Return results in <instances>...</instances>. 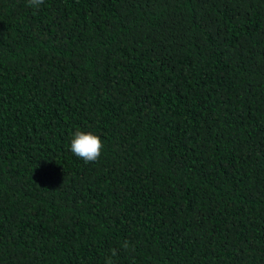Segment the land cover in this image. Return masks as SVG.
Returning <instances> with one entry per match:
<instances>
[{"label": "trees", "instance_id": "16d2710c", "mask_svg": "<svg viewBox=\"0 0 264 264\" xmlns=\"http://www.w3.org/2000/svg\"><path fill=\"white\" fill-rule=\"evenodd\" d=\"M0 264H264V0H0Z\"/></svg>", "mask_w": 264, "mask_h": 264}, {"label": "clouds", "instance_id": "9594fccd", "mask_svg": "<svg viewBox=\"0 0 264 264\" xmlns=\"http://www.w3.org/2000/svg\"><path fill=\"white\" fill-rule=\"evenodd\" d=\"M30 5L39 6L43 0H29ZM104 148L101 138L92 133L77 130L71 140V151L85 162L98 161ZM128 242H123V247L128 248ZM115 254V253H114Z\"/></svg>", "mask_w": 264, "mask_h": 264}]
</instances>
